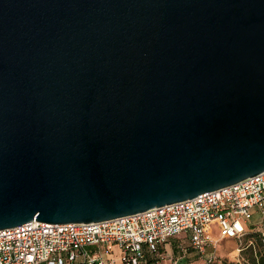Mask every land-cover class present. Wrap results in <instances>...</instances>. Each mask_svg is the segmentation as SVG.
Wrapping results in <instances>:
<instances>
[{
    "label": "water",
    "instance_id": "obj_1",
    "mask_svg": "<svg viewBox=\"0 0 264 264\" xmlns=\"http://www.w3.org/2000/svg\"><path fill=\"white\" fill-rule=\"evenodd\" d=\"M262 172L264 0H0V231Z\"/></svg>",
    "mask_w": 264,
    "mask_h": 264
},
{
    "label": "built area",
    "instance_id": "obj_2",
    "mask_svg": "<svg viewBox=\"0 0 264 264\" xmlns=\"http://www.w3.org/2000/svg\"><path fill=\"white\" fill-rule=\"evenodd\" d=\"M264 226V172L193 199L97 223L30 224L0 231V264H143L147 255L161 258L160 247L183 233L191 248L216 264L221 241H240ZM219 234L213 236L214 231ZM264 248V230L259 231ZM96 247L90 253L88 248ZM117 249L118 254L115 255ZM219 264H223L219 262Z\"/></svg>",
    "mask_w": 264,
    "mask_h": 264
},
{
    "label": "rangeland",
    "instance_id": "obj_3",
    "mask_svg": "<svg viewBox=\"0 0 264 264\" xmlns=\"http://www.w3.org/2000/svg\"><path fill=\"white\" fill-rule=\"evenodd\" d=\"M261 216L255 215L252 222L249 226H257L256 227V234L253 236H247L245 239L242 240L243 246H246L250 243V241H253L256 247V250L262 251L263 249L260 246L259 243V231L264 230V226L261 223ZM213 236L215 238L219 237L218 232L215 230ZM252 239V240H251ZM240 241L237 240H223L221 241L220 245L217 248L216 256H217V262L216 264H219V262H222L223 264H246L250 260L251 253H254L253 248H248L245 251L237 252L236 249L239 247ZM96 247L88 248L87 251L92 253ZM252 251V252H251ZM199 255L197 257L196 263L194 264H204V257H201ZM200 258V259H199ZM198 262V263H197Z\"/></svg>",
    "mask_w": 264,
    "mask_h": 264
},
{
    "label": "crops",
    "instance_id": "obj_4",
    "mask_svg": "<svg viewBox=\"0 0 264 264\" xmlns=\"http://www.w3.org/2000/svg\"><path fill=\"white\" fill-rule=\"evenodd\" d=\"M114 250L115 255L118 254L117 249ZM160 253L161 258L158 262L154 256L148 254L143 264H194L199 256L191 248L189 235L186 233L169 239L167 243L160 247Z\"/></svg>",
    "mask_w": 264,
    "mask_h": 264
},
{
    "label": "trees",
    "instance_id": "obj_5",
    "mask_svg": "<svg viewBox=\"0 0 264 264\" xmlns=\"http://www.w3.org/2000/svg\"><path fill=\"white\" fill-rule=\"evenodd\" d=\"M256 231V230H255ZM260 233V232H259ZM256 234V232H252V233H250L249 235H247V236H253V235H255ZM252 240V239H251ZM250 242H252L253 243V245L252 246H248L246 249H248V248H253V250H254V253L252 252L251 253V256H250V260L246 263V264H264V248H262V246H261V243H260V238H259V243H260V246H261V248L263 249L262 251H257L256 250V247H255V244H254V242L253 241H250ZM245 249V250H246ZM244 250V251H245Z\"/></svg>",
    "mask_w": 264,
    "mask_h": 264
}]
</instances>
